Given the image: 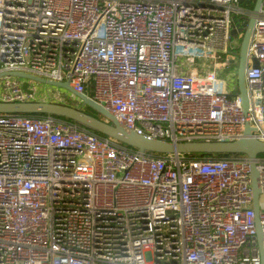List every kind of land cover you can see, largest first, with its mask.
I'll list each match as a JSON object with an SVG mask.
<instances>
[{
	"label": "built area",
	"instance_id": "2783aa9c",
	"mask_svg": "<svg viewBox=\"0 0 264 264\" xmlns=\"http://www.w3.org/2000/svg\"><path fill=\"white\" fill-rule=\"evenodd\" d=\"M255 3L0 0V73L67 82L140 136L227 142L248 124L264 142ZM251 17L244 111L238 50ZM64 92L0 76L3 102L65 103ZM251 161L264 252L263 155L153 156L55 116L0 113V264H261Z\"/></svg>",
	"mask_w": 264,
	"mask_h": 264
},
{
	"label": "water",
	"instance_id": "95a60500",
	"mask_svg": "<svg viewBox=\"0 0 264 264\" xmlns=\"http://www.w3.org/2000/svg\"><path fill=\"white\" fill-rule=\"evenodd\" d=\"M262 0H256L254 10L257 11ZM254 17H251L247 22L242 23L245 25L243 37L240 42L238 54L239 62L237 67V86L242 100V108L247 110L248 93L244 81V69L247 62V45L250 38L251 28L254 24ZM237 29H241L239 24H236ZM231 31L233 34L236 30ZM256 60L252 59V64H256ZM1 75L20 76L33 79L39 82H45L50 85H55L64 89L68 95L74 98L81 106L92 109L97 115L85 112L81 106L65 103H48V102H3L0 101V113L3 114H36L42 113L48 116L63 117L69 121L79 124L81 127L94 131L101 135V137L110 138L124 147L135 149L141 153H149L159 156L164 154L179 153V154H243L250 160H253L256 155L264 153V142L257 141L251 137V127L245 124L244 133L241 137L236 138L234 141L227 142H182L171 143L168 141H161L154 138L144 137L135 134L134 132L125 129L120 125L115 117L107 112L101 105L96 103L86 95L76 92L67 82L50 81L42 77L32 76L24 72H1ZM251 165V192L253 200V210L256 222V235L259 245V253H261L262 263L264 264V252L261 248V234L259 219L257 216L259 210V194L261 187L258 180V171L253 161Z\"/></svg>",
	"mask_w": 264,
	"mask_h": 264
},
{
	"label": "trees",
	"instance_id": "16d2710c",
	"mask_svg": "<svg viewBox=\"0 0 264 264\" xmlns=\"http://www.w3.org/2000/svg\"><path fill=\"white\" fill-rule=\"evenodd\" d=\"M85 111V110H84ZM86 112V111H85ZM89 114H94L93 112H88ZM18 115H22V116H26V117H30V118H36V117H44L46 116V114H42V113H36V114H18ZM94 115H97V114H94ZM55 116V115H54ZM53 116V117H54ZM57 118H61V119H64V120H67L63 117H58V116H55ZM69 121V120H67ZM70 122H73V121H70ZM75 123V122H74ZM77 124V123H76ZM79 125V124H78ZM80 126V125H79ZM94 132V131H92ZM96 133V132H94ZM97 135H99L98 133H96ZM101 136V135H99ZM153 156H159V155H154V154H151ZM185 157L187 158H190V159H200V158H220V157H237L239 155H242V154H206V153H200V154H184ZM261 155L264 156V153H261Z\"/></svg>",
	"mask_w": 264,
	"mask_h": 264
},
{
	"label": "rangeland",
	"instance_id": "374dc122",
	"mask_svg": "<svg viewBox=\"0 0 264 264\" xmlns=\"http://www.w3.org/2000/svg\"><path fill=\"white\" fill-rule=\"evenodd\" d=\"M97 30H98V33L99 34H102L103 33V23L101 22L98 26H97ZM65 98H66V102L65 103H68L70 105L74 104L76 106H79V103L76 102V100H74L73 97H71L70 95L67 94V92L65 91L64 93H62ZM73 101V102H72ZM72 102V103H71ZM86 112H90L88 110H85ZM260 207L263 208L264 207V204L260 201Z\"/></svg>",
	"mask_w": 264,
	"mask_h": 264
},
{
	"label": "flooded vegetation",
	"instance_id": "af4514ba",
	"mask_svg": "<svg viewBox=\"0 0 264 264\" xmlns=\"http://www.w3.org/2000/svg\"><path fill=\"white\" fill-rule=\"evenodd\" d=\"M79 106H81V105H79ZM81 108H82L83 110H88V111L93 112L94 114H97V113L94 112L92 109H89V108H87V107H85V106H81Z\"/></svg>",
	"mask_w": 264,
	"mask_h": 264
},
{
	"label": "bare ground",
	"instance_id": "6f19581e",
	"mask_svg": "<svg viewBox=\"0 0 264 264\" xmlns=\"http://www.w3.org/2000/svg\"><path fill=\"white\" fill-rule=\"evenodd\" d=\"M72 102H73V101H72ZM72 102H71V103H72Z\"/></svg>",
	"mask_w": 264,
	"mask_h": 264
}]
</instances>
